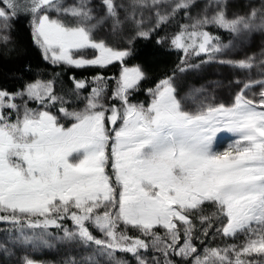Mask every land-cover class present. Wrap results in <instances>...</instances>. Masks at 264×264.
I'll list each match as a JSON object with an SVG mask.
<instances>
[{
	"label": "snow or ice",
	"instance_id": "1",
	"mask_svg": "<svg viewBox=\"0 0 264 264\" xmlns=\"http://www.w3.org/2000/svg\"><path fill=\"white\" fill-rule=\"evenodd\" d=\"M193 8L196 0H0V47L14 51L26 24L53 66L28 78L27 63L17 87L0 85L6 257L19 246L20 264H55L31 254L55 240L66 249L59 264H130L118 251L135 264H264V49L226 55L264 34V2ZM173 21L178 29L161 35ZM153 40L181 51L179 63L153 72L158 52L138 48ZM114 62L118 75L65 79L66 69ZM213 63L236 72L229 100L204 85L181 94L189 71Z\"/></svg>",
	"mask_w": 264,
	"mask_h": 264
},
{
	"label": "trees",
	"instance_id": "2",
	"mask_svg": "<svg viewBox=\"0 0 264 264\" xmlns=\"http://www.w3.org/2000/svg\"><path fill=\"white\" fill-rule=\"evenodd\" d=\"M256 7H260L261 4H254ZM236 10H240L239 6L236 8ZM179 22H184L185 19L183 17V13H180V16L178 17ZM179 27V24L177 21H173L171 24L167 25L165 29L161 31V35H163L166 32L172 33L176 31ZM211 31L217 32L222 39L227 43L229 39H231L229 33L215 29L210 28ZM252 36L250 37V39ZM17 40H18V46L14 51H11L10 53L5 52V50L0 47V85H6L9 88H15L19 85L20 81L16 78L17 71L22 69L25 64L31 63L33 66V70L31 73H28V78H31L35 76L37 70L45 72L46 75H50L51 71L53 69V66L50 65L48 62L44 61L42 57L39 54V50L35 47V45L32 44L30 34L27 30L26 24L21 25L20 31L17 33ZM264 40V34L259 33L258 39H251V42L249 40L248 42V53L251 55L253 52H257L258 49V43L259 41ZM138 48L141 50L142 53H151L153 51L158 52V56L156 57L155 62L151 65V68L153 72L158 74V67L159 66H167L169 68L173 67L176 63H179L180 57L183 55V53L179 50L175 49H169L168 47H157L155 46L154 40L153 41H139L138 42ZM202 59V57H193L192 62L198 63L199 60ZM119 64L114 63V65H110L105 69H98L96 67H88L84 69H75V68H69L65 70V79L67 78V75L75 72L77 76L79 77H88L91 78L92 75H95L97 71H103L104 75L106 76H113L118 75L119 73ZM56 71H59L57 68ZM115 80H110V86H109V94L111 92V89L113 88ZM93 85L87 86V91H91V87ZM86 94V93H85ZM136 97L140 100L146 99V94L143 91H140L136 93ZM82 106V105H81ZM69 226H71V221H68ZM9 226L5 224L4 222H0V240L2 238H5L8 236V232L6 229ZM50 231L56 232L57 230L55 228H51ZM98 235H100L99 232H97ZM220 240V237H217V241ZM59 241H53L54 246L51 248L43 247L40 249L34 250L32 256L33 258L37 260H44L49 262H55L56 264H59L61 257L65 255V246L59 245ZM47 249H51V252H48ZM14 251L16 252L15 258L20 257V254L22 250H20L19 246L14 248ZM116 256L120 259H124L130 262V264H135L134 258L131 256V254L123 253V252H117ZM0 264H19L17 260H14L12 258H8L3 254H0Z\"/></svg>",
	"mask_w": 264,
	"mask_h": 264
},
{
	"label": "rangeland",
	"instance_id": "3",
	"mask_svg": "<svg viewBox=\"0 0 264 264\" xmlns=\"http://www.w3.org/2000/svg\"><path fill=\"white\" fill-rule=\"evenodd\" d=\"M68 3H72L73 0H67ZM208 0H196V8H193V14L199 9L202 8ZM264 2V0H228L229 3V11L230 13L233 11H237L236 8L239 6L240 10L247 11L248 6L256 4H261ZM184 22H187L186 20ZM258 32L253 33L251 39H258ZM100 35H106L105 31H101ZM251 39L249 38L247 41H244L242 44H238L237 47L234 49H231L226 55L230 58H243L246 54L249 55L248 53V42ZM258 49L256 53H259L261 49H264V40L259 41L258 43ZM118 63V62H114ZM88 68V67H87ZM119 74V73H118ZM234 75H236L235 70L230 68L227 65H219V64H208L205 65L201 69H195L189 71L183 78L182 81V86H181V94H184L188 90L190 86H196L199 87L200 85H204L206 88L212 90L214 89L218 95L219 98H222L224 100H229L231 98V90L227 87L228 82L233 79ZM220 82V86H217L216 83L214 82ZM115 86V82L113 84V87ZM32 106H35L33 103ZM8 242L9 245L11 246L10 241H8V236L5 238H2L0 240V243ZM59 245H63L62 242H58ZM64 246V245H63ZM48 252H51V249H47ZM63 250V252H65ZM35 252V251H33ZM31 252V254H33ZM0 254H3V251H0ZM23 255V252H21L20 257ZM20 257L15 258V256L8 257L12 258L14 260H17L20 264ZM63 257H61L62 259ZM60 259V260H61ZM49 262V261H48ZM56 264V263H55ZM103 264H114L112 261H108L106 258L104 259Z\"/></svg>",
	"mask_w": 264,
	"mask_h": 264
}]
</instances>
